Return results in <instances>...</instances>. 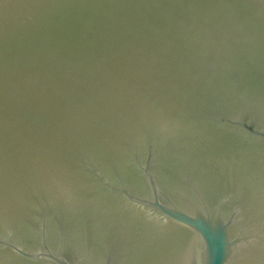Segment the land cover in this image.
<instances>
[{
    "label": "water",
    "instance_id": "obj_1",
    "mask_svg": "<svg viewBox=\"0 0 264 264\" xmlns=\"http://www.w3.org/2000/svg\"><path fill=\"white\" fill-rule=\"evenodd\" d=\"M0 264H264V0H0Z\"/></svg>",
    "mask_w": 264,
    "mask_h": 264
}]
</instances>
